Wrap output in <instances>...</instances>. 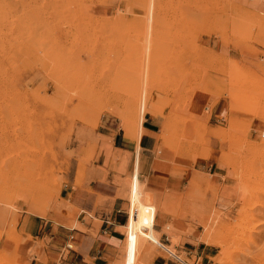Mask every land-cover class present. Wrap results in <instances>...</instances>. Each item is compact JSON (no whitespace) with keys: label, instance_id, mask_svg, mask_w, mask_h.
<instances>
[{"label":"rangeland","instance_id":"374dc122","mask_svg":"<svg viewBox=\"0 0 264 264\" xmlns=\"http://www.w3.org/2000/svg\"><path fill=\"white\" fill-rule=\"evenodd\" d=\"M256 1L254 34L222 38L208 28L198 61L189 23L200 12L192 0H0V241L18 246L24 216L51 214L87 231L83 218L95 235L121 199L134 242L109 264H264V193L255 179L262 170L249 152H237L264 125L245 112L234 119L227 98L234 84L238 95L264 83V0ZM146 56L153 58L145 63ZM245 71L255 75L239 84ZM197 95L208 100L200 112ZM146 116L161 121L159 151L184 163L172 171L178 184L152 190V202L114 149L116 136L118 144L125 135L141 139ZM63 190L94 196L97 210L62 200ZM157 216L163 228L155 227ZM248 220L251 243L239 247ZM18 261L0 251V264Z\"/></svg>","mask_w":264,"mask_h":264},{"label":"crops","instance_id":"0c3cea01","mask_svg":"<svg viewBox=\"0 0 264 264\" xmlns=\"http://www.w3.org/2000/svg\"><path fill=\"white\" fill-rule=\"evenodd\" d=\"M207 102L205 95H197L193 108L196 112H200ZM219 110L220 106L215 110V117L219 116L217 114ZM160 131L159 117L146 116L139 141L125 135L128 140L123 136L119 139L118 144L116 136L114 142L115 154L125 156L127 159L125 175L130 176L131 179L134 178L133 181L139 179L141 185L145 184V192L150 190L146 194L153 195L149 199L150 201L155 200L152 190L162 192L166 188L178 184L179 180L176 178L179 176L172 174V171L176 165L182 167L184 164L180 160L172 162V153L166 150L159 151L161 148L158 138ZM159 183L162 187L158 185ZM136 192L138 190L134 185L132 193L136 194ZM73 194V192L67 193L63 190L61 199L74 201L75 205L80 206L85 213L97 210L95 202H93L94 196L85 200V192H76L74 197ZM133 204L136 208V202ZM126 205L127 201L117 199L113 204V214L103 216L102 225L95 235L90 232L93 229L92 224H87L83 218H80L78 222L85 226L87 231L79 230L76 227L70 228L68 226L70 221L66 219L65 215L59 217L51 214L48 218L24 216L17 228V234L22 238L21 243L17 246L7 236H3L0 241V251L8 254L9 258L18 254L20 264H109L110 259L122 247L124 249L126 243L125 229L130 220L129 211L127 213L125 209ZM128 205L130 207V201ZM165 225L164 221L157 216L155 227L163 228ZM208 256L210 255H206L205 259Z\"/></svg>","mask_w":264,"mask_h":264},{"label":"bare ground","instance_id":"6f19581e","mask_svg":"<svg viewBox=\"0 0 264 264\" xmlns=\"http://www.w3.org/2000/svg\"><path fill=\"white\" fill-rule=\"evenodd\" d=\"M241 1V0H240ZM262 2L263 5V1L260 0ZM243 2V1H241ZM202 3V8L199 10L198 9V5ZM238 3V1H237ZM244 5H240L238 6V4L236 5V7H232V0H192V5L194 7H196V9L200 12L199 14L195 12V14L192 15L191 14V20H190V27L192 30V33L194 36L197 37V39H195L192 42V47L195 49L194 51V55L195 58L201 60H204V53H206L201 47L202 39H203V35L206 32V30L208 28H215L216 31L220 34V36L225 37L227 35H240L241 37H246L247 35L253 33L254 30H257L256 28V21L254 19V15L256 14L255 12V7L254 5L258 4L256 0H246L245 2H243ZM260 3V2H259ZM191 5V6H192ZM261 5V4H259ZM192 6V7H193ZM231 6V7H230ZM263 7V6H262ZM233 10V12H231L230 10ZM232 8V9H231ZM263 9V8H262ZM263 11V10H262ZM206 34V33H205ZM254 34V33H253ZM209 35V34H208ZM218 36V35H217ZM208 37V36H207ZM219 37V36H218ZM238 37V36H237ZM227 38V37H226ZM247 38V37H246ZM238 39V38H237ZM248 39V38H247ZM245 39V40H247ZM217 40V39H216ZM207 41V40H206ZM218 42V41H217ZM246 42V41H245ZM190 43V42H189ZM195 43L198 44L195 46ZM232 44V42H230ZM251 43V42H249ZM228 44V43H227ZM230 44V45H231ZM211 46V45H210ZM217 46V45H216ZM215 46V47H216ZM220 47V46H219ZM222 48V47H221ZM232 49V48H231ZM229 49V50H231ZM239 51V49H238ZM241 51V50H240ZM246 52V51H245ZM219 53V52H218ZM222 53V51H221ZM225 53V52H224ZM213 54V53H212ZM228 53H226L227 55ZM234 54V53H231ZM243 54V53H242ZM245 54V53H244ZM262 54V53H261ZM193 55V54H192ZM214 55H217L214 53ZM229 55V54H228ZM260 55V54H259ZM234 56V55H233ZM212 57V56H211ZM218 57V56H217ZM227 57V56H226ZM226 57L224 56V58L226 59ZM248 57V56H247ZM153 56H146L145 57V63L149 62L150 59H152ZM213 58V57H212ZM219 58V57H218ZM221 59H223L222 57H220ZM219 58V59H220ZM228 58V57H227ZM254 58V57H253ZM262 58V57H261ZM214 59V58H213ZM213 59L211 62H213ZM231 59V58H230ZM229 59V60H230ZM250 59V58H249ZM248 59V60H249ZM252 59V58H251ZM210 60V58H209ZM205 61V60H204ZM223 61V60H222ZM207 62V61H206ZM209 62V61H208ZM218 62V60H217ZM250 62V60H249ZM214 63V62H213ZM234 63V62H233ZM217 64V63H216ZM219 64V63H218ZM217 64V65H218ZM224 64V62H223ZM222 64V65H223ZM200 65V63H199ZM207 65V64H206ZM215 65V64H214ZM215 65V67L217 66ZM234 65V64H233ZM241 65V64H239ZM243 65V64H242ZM210 66V65H208ZM219 66V65H218ZM255 67V66H254ZM221 68V67H219ZM227 68V67H226ZM232 68V67H231ZM252 68V66H251ZM195 69V68H194ZM208 67H206V71L205 72H209ZM213 69V67H212ZM257 71H258V67H257ZM220 72V71H219ZM231 72V71H230ZM238 72V71H237ZM202 73V72H201ZM213 73V70L212 72ZM217 73V72H216ZM240 73V72H239ZM263 73V72H262ZM196 75V74H195ZM237 76L239 74H236ZM242 75V74H241ZM255 74L252 71L246 72L244 73V75H242V78H239V84L243 82L244 79H250L251 77H253ZM261 75V74H260ZM215 76V75H214ZM231 76V74H230ZM235 76V75H234ZM240 76V75H239ZM264 76V75H263ZM229 79V77H226ZM235 78V77H234ZM237 78V77H236ZM201 80V79H200ZM203 80V79H202ZM217 80V79H216ZM215 80V81H216ZM227 80V79H226ZM236 80V79H235ZM254 80V78H253ZM198 81V80H197ZM213 81V80H212ZM221 81V79H220ZM255 81V80H254ZM260 81V80H259ZM258 81V82H259ZM227 82V81H226ZM236 82H238L236 80ZM262 82V81H261ZM264 82V81H263ZM203 83V82H202ZM211 83V82H210ZM208 83V84H210ZM222 83V82H221ZM220 83V84H221ZM224 83V82H223ZM251 83V82H250ZM219 84V83H218ZM232 85V84H231ZM230 85V86H231ZM242 85V84H241ZM239 85V86H241ZM209 86V85H208ZM223 86V85H222ZM246 86H250V85H246ZM254 86H255V82H254ZM198 87V86H197ZM206 87V86H205ZM233 87H238V84H234L233 86H231V88ZM242 87V86H241ZM245 87V86H243ZM247 87V88H248ZM229 89V92L227 93V98L229 99V105L231 107V111L230 113L233 115V118L235 119L238 114H240L241 112L245 114H252L255 119L252 121L253 123H256V121H258L259 123L262 124V126L264 125V83L260 84V86L255 87L253 90H249V91H242L240 94H236L234 92L233 89ZM241 90V89H240ZM247 90V89H246ZM201 91V90H199ZM236 91V90H235ZM238 91V90H237ZM238 93V92H237ZM185 102V101H183ZM190 103V102H189ZM249 120V119H248ZM251 123V122H250ZM251 124V125H252ZM242 127V126H241ZM245 127V126H244ZM243 127V128H244ZM256 128V127H254ZM242 133H244L242 131ZM246 133V132H245ZM246 135V134H245ZM255 135L257 137H252V142H245V143H240L239 147H237V152H239L240 154H244L246 155L249 152V159L250 162L257 167V169L262 170V172H259V170H257L259 173L256 172L255 175V179L256 182L258 183V188H257V192L259 194L264 193V131L259 130L258 128L255 131ZM251 136V135H250ZM248 140V139H246ZM245 140V141H246ZM251 140V139H250ZM243 141V139L241 140ZM249 141V140H248ZM240 148V149H239ZM236 152V153H237ZM243 156V155H242ZM245 158L248 156H244ZM242 157V158H244ZM247 161V158L244 160ZM243 162V161H242ZM249 162V163H250ZM246 165V164H245ZM260 167V168H258ZM243 168V167H242ZM253 170V167H252ZM253 174V173H252ZM254 176V174H253ZM263 179L262 181H260V179ZM256 188V187H255ZM253 188V189H255ZM247 191V190H246ZM248 193V192H247ZM246 193V195H247ZM250 194V193H249ZM252 194V193H251ZM251 194L249 196H251ZM258 196L255 197L256 202L253 204L254 208L261 205V201H260V197ZM246 195L243 197L245 198ZM254 197L248 199L249 202H253ZM252 200V201H251ZM246 201V202H248ZM248 209V208H247ZM246 209V210H247ZM250 209V208H249ZM252 210V209H251ZM249 212V211H248ZM253 218V217H252ZM247 223H245L243 226V232L239 235V237H237L236 239H238V242L236 243L239 247L244 246L245 244H249L251 243V236H247L246 235V230L250 231V225H252L251 220L246 221ZM242 225V224H241ZM240 227V226H238ZM252 229H255L254 227ZM234 233V232H233ZM236 233V232H235ZM235 239V240H236ZM237 241V240H236ZM134 242V238L130 237L126 239V245H131ZM235 252H238L235 250ZM230 259V258H229ZM228 259V260H229Z\"/></svg>","mask_w":264,"mask_h":264},{"label":"built area","instance_id":"2783aa9c","mask_svg":"<svg viewBox=\"0 0 264 264\" xmlns=\"http://www.w3.org/2000/svg\"><path fill=\"white\" fill-rule=\"evenodd\" d=\"M173 257V256H172ZM174 258V257H173ZM175 259V258H174ZM176 261L180 262L177 258H176ZM181 263V262H180Z\"/></svg>","mask_w":264,"mask_h":264}]
</instances>
